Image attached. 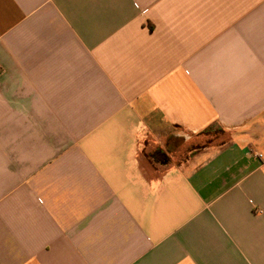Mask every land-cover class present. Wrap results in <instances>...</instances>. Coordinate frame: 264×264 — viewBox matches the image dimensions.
Masks as SVG:
<instances>
[{
  "label": "crops",
  "instance_id": "0c3cea01",
  "mask_svg": "<svg viewBox=\"0 0 264 264\" xmlns=\"http://www.w3.org/2000/svg\"><path fill=\"white\" fill-rule=\"evenodd\" d=\"M0 264H264V0H0Z\"/></svg>",
  "mask_w": 264,
  "mask_h": 264
},
{
  "label": "rangeland",
  "instance_id": "374dc122",
  "mask_svg": "<svg viewBox=\"0 0 264 264\" xmlns=\"http://www.w3.org/2000/svg\"><path fill=\"white\" fill-rule=\"evenodd\" d=\"M228 136L219 128H211L203 131L200 135L187 134L183 137L174 138L172 142L166 144H154L149 142L143 145V159L145 170L149 177H159L162 165H177L186 159L189 155L196 152L205 145L226 141ZM163 148L168 152L164 156Z\"/></svg>",
  "mask_w": 264,
  "mask_h": 264
},
{
  "label": "trees",
  "instance_id": "16d2710c",
  "mask_svg": "<svg viewBox=\"0 0 264 264\" xmlns=\"http://www.w3.org/2000/svg\"><path fill=\"white\" fill-rule=\"evenodd\" d=\"M143 159H145V154H143V152H142L141 155H140L139 161H140V164H141V166H142V169H143V171H144V173H145V176H146L147 178H158V177H149V176H148L147 171L145 170V167H144ZM159 176H160V175H159Z\"/></svg>",
  "mask_w": 264,
  "mask_h": 264
}]
</instances>
